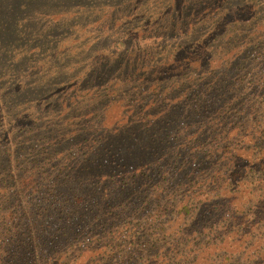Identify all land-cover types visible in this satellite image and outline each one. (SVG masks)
<instances>
[{
	"label": "trees",
	"instance_id": "16d2710c",
	"mask_svg": "<svg viewBox=\"0 0 264 264\" xmlns=\"http://www.w3.org/2000/svg\"><path fill=\"white\" fill-rule=\"evenodd\" d=\"M244 6L238 11L242 20L212 23L205 41L195 46L201 57L183 59L187 72L165 80L167 84L160 80L163 85L157 87L169 90L162 103L168 100L170 108L157 128L140 122L141 113L145 119L150 115L139 112L145 94L140 86L136 92L127 88L133 93L130 101L138 103L128 122L107 132L103 123L93 126L94 117L86 119L95 115L92 108L80 111L72 104L87 97L83 93L92 74L76 80L73 96L63 102L25 90L0 68V264H58L63 248L61 253L88 247L82 239L97 230L102 235L98 241L110 240L97 248L98 258L82 264H264V243L251 248L264 226L253 229L249 217L264 206V185L250 191L258 205L236 206L242 186L251 180L254 185V179L257 186L264 183V108L254 96L263 91L248 88L264 72L252 63L260 57L251 55L264 52V29L256 24L260 13L244 18ZM178 25H170L167 36ZM114 43L116 50L127 49L126 38ZM190 43L181 50L196 42ZM166 57L152 71L172 70ZM196 60L199 66H193ZM124 84L121 88L128 87L126 80ZM116 93V86L108 87L102 99ZM32 101L37 105L28 107ZM185 104L189 108L183 117L189 124H180L177 110ZM174 127H179L175 137ZM231 131L237 141L249 133V144L241 148ZM248 151L263 160L262 168H233ZM216 156L231 162L225 168H205ZM166 218L177 222V230L167 231ZM121 224L122 233L113 231ZM63 239L72 242L62 245Z\"/></svg>",
	"mask_w": 264,
	"mask_h": 264
},
{
	"label": "rangeland",
	"instance_id": "374dc122",
	"mask_svg": "<svg viewBox=\"0 0 264 264\" xmlns=\"http://www.w3.org/2000/svg\"><path fill=\"white\" fill-rule=\"evenodd\" d=\"M244 3L243 11L247 15L244 18L251 20L253 13H260L261 21L256 24H262L264 29V0H0V6L3 8L0 10V68L6 72L7 79L24 84L25 90H37L42 95H51L52 100L61 98L63 102V97L73 96L76 80L85 74H92L89 77L92 78V83L83 93L87 97L73 99L72 104L79 106L80 111L92 108L91 112L95 115L92 116L91 113L86 119L94 117L93 126L95 123H103L107 132L124 127L128 122L135 109L133 107L138 103L130 101L133 93L127 92V88L136 92L137 86H140L139 90L145 94L142 104L139 105V112L147 110L150 114L149 118L145 119V114L141 113L143 116L140 117V122H144V125L156 124L157 128L162 125L159 121L161 115L170 108L168 100L162 103V99L168 96L169 90L162 92L163 90L157 87L158 84L163 85V82H169L171 77L175 80L179 75L187 72V61L183 59L201 57L200 51L195 46L202 40L205 41L204 37L212 28V23L227 24L235 18L242 20L243 15L240 16L241 12L238 11ZM193 5L197 6L196 10L193 9ZM182 17L184 19H181ZM204 18H207L206 25L202 22ZM177 21L180 23L178 29L167 36L166 29ZM224 24H222V30H224ZM192 27L195 30L192 36H189L187 32ZM120 37L126 38L127 49L125 50H116L114 42ZM189 41L190 44L196 43L194 47H187L183 52L181 46H186ZM165 53L168 58V61H165L166 66L173 65V68L172 70L164 68L159 75L158 68L153 71L151 68L158 67V60H164ZM251 55L260 57L257 60L254 59L252 63L263 68L264 52L251 53ZM177 58L178 61L175 63ZM105 61L106 65L103 64ZM193 64V66H199V61L196 60ZM96 70L97 76L94 72ZM125 80L128 87L121 88L126 85ZM254 80L255 82L248 83V88L263 91L262 93L256 91L254 96H259L264 108V72H259L254 76ZM148 84H152L153 88L156 87L157 91L150 90L146 86ZM115 86L116 95H110L103 100L102 96L107 93V88ZM62 89L66 90L63 95L59 94ZM139 100L138 98V102ZM31 105L36 106L37 103L29 102L28 107ZM179 107L177 115H182L179 123L189 124V120L183 117L189 105ZM246 120L249 122L250 118ZM229 121L228 126H231L233 121ZM174 128L173 136L175 137V130L179 127ZM136 130L141 134L139 127ZM234 132L231 131L229 135L231 139H234L233 141L237 142L236 144H239L241 148L249 144L251 138L249 133L241 134L240 132L241 139L237 141ZM160 133L163 134L161 131ZM179 135L180 132H178ZM169 138L172 139V136ZM252 156V153L248 151L243 158L238 157L233 168H262L263 160ZM210 159L205 168H225L226 161H230L223 156ZM255 181L256 179H254V185L251 180L252 183L242 186L236 201L238 209L242 210L244 203L251 202V206L259 204L256 201L257 195L250 194V191L252 189L258 191L264 183L257 186L258 183ZM169 192L171 191L166 193ZM251 196L254 198L253 202L250 200ZM167 201L168 198L164 200V202ZM249 217L250 221H253V229L259 225L264 226V206L255 208L254 217L252 215ZM164 224L169 233L178 228L177 222L170 221L169 218H166ZM123 226V224L118 225L113 231L122 233L120 230ZM98 231L100 230L82 239L83 244L88 246L86 248L72 246L69 252L61 253L63 248L58 254H63L58 264H82L94 257L98 258L101 249L97 248L110 240L108 237L98 241V238L102 236ZM249 239L250 242L254 239L255 242L252 243L251 248L255 250L260 241L261 244L264 243V232L261 233L260 238L255 236ZM70 242L63 239L62 245H70ZM238 250L241 251L242 247ZM76 258L78 260L74 262ZM144 264H155V262L151 260Z\"/></svg>",
	"mask_w": 264,
	"mask_h": 264
}]
</instances>
